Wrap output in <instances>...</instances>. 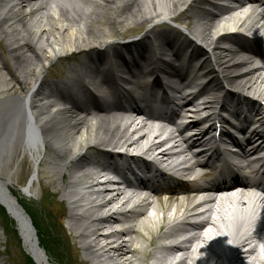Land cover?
<instances>
[{
    "label": "bare ground",
    "instance_id": "bare-ground-1",
    "mask_svg": "<svg viewBox=\"0 0 264 264\" xmlns=\"http://www.w3.org/2000/svg\"><path fill=\"white\" fill-rule=\"evenodd\" d=\"M74 1L81 2L80 6H66L57 0H0V45L4 38V48L8 55V59L0 56V65L3 67L2 71H5L0 72V122L3 126L0 144L4 145L3 148H8V144L15 139L19 144L20 153L28 151L31 156H36V160H39L41 165H49V178L55 187L52 192L59 195V201L67 204L65 208L67 227L71 237L76 240L77 250L81 254L79 264H136V254L143 253L145 257L148 253L147 247L154 244V238H157V227L169 223L173 224L158 238L175 244L155 246L165 254L157 259V264L166 262L168 258L166 256L176 251L182 254L177 264H231L249 256L253 258L249 264H264L259 258L260 249L256 244L250 245L251 242L256 241L264 248L262 231L264 219L259 222V229L251 232L253 235H248L247 231L241 232L246 220H251L249 216L247 218L249 213L253 215L255 211H259L264 218V209L255 207L256 201L239 202V206L233 209L231 215L240 214L241 217L234 218L233 225H236L233 226V232H235L231 236L228 235L230 246L225 252L222 238L209 233L207 240L205 233L197 232L204 231L207 225H212L210 219L192 224L191 228L196 232L181 238L187 232L181 220L194 216L192 210L197 207L198 199H194L192 194H184L182 199L171 196L163 202L158 199L153 202L137 197L134 201L135 205L125 213L114 211L116 204L120 207L129 200L120 191L107 200H103L101 198L103 195L99 192L93 199H86L85 190L92 187L91 181L95 178L92 168L95 165L109 168L110 163L108 162L112 160L110 158L108 161H103L104 158L99 160L100 156L98 159L89 157L90 151L87 150L117 149L123 146L134 150L142 148L147 154L158 150V153L153 154V159L170 160L168 163L172 166L180 165V169H177L178 173L192 175L193 179L197 180L200 171L194 168L199 165L198 159L187 162V158L183 155H186L190 149L201 152L203 145L195 141L191 143L195 145L193 148L179 147L178 141L183 139L179 129L181 127L173 126V130L168 131L166 138L172 141L174 139L176 146L174 147L173 144L165 148L163 144L166 140L161 139L159 135L162 127L154 126L149 119L151 115L133 106L103 109L100 105H94L92 109H87L82 104H76L73 101L71 103V98L69 100L63 94V91H69L72 95L77 94L79 97L80 92V95L86 98L87 93L85 92L90 93L92 89H96L105 98L110 97L112 90L106 83L105 75L100 72L93 73L95 69L91 66L94 67L106 60V63L117 72L118 79L122 80L120 75L131 78L132 67L138 66L140 62V68L145 69L151 65L157 71L151 68L148 72H142L138 69L140 71L137 72L138 77L151 76L152 81L147 85L135 83L133 84L134 89L144 92L163 89L167 94L179 95L182 89L180 79L193 77L185 85L190 89L180 94V100L176 97L170 99L176 106H180L179 102L186 101L193 94L189 86L195 85L201 88V96L198 99L204 98L201 105L206 112L211 104L216 106L222 99V108L229 104L230 106L235 105L232 108L239 112L236 117L244 115L243 119L251 118L253 116L246 115L248 107L240 102L246 100L236 97L224 88H218L217 85L220 81H224L225 86L230 88L236 86V89L252 93L253 97H259L264 101V48L260 51L253 50L255 53L248 52L241 42L240 34H236L242 31L264 32V0H232L235 6L222 8L216 14L198 7L201 4L206 5L208 0ZM110 6L115 9V14L112 16L107 14L103 8L106 7L109 10ZM169 19L184 20L182 24L185 36L179 30L178 33L186 40L178 35L163 36V33L155 28L157 23ZM101 24L108 29L103 30ZM94 25L99 28L95 29ZM144 25L148 29L139 42L120 46L112 41L113 38L129 34L134 28ZM229 31H235V34H228ZM188 34L193 35L202 44L201 47L194 48L198 53H202L198 58L204 62L203 68L199 71L201 77L198 79L203 78L205 82L202 83H197L194 79L195 66H192L187 74L178 72V80L172 79L176 77L172 72L173 67L169 63L164 64V54H168L173 60L179 57V52L172 51L173 45L181 47V55L183 51H188L187 43H190ZM170 36L174 37L171 39ZM151 43L154 49L158 48L152 59L146 58L148 55L145 53L146 49H150ZM222 43L234 46L222 49L220 47ZM132 48L139 50L143 48L138 51V62L132 56L127 62L118 52L122 49L132 55ZM248 48L252 46L248 45ZM194 50L188 52L186 58H192ZM170 51L172 52L168 53ZM74 53L78 54L74 64L59 69L54 74L59 81L50 82L43 76L56 61L72 57ZM86 53L95 56L91 57ZM93 61L95 62L92 65ZM6 72L15 86L6 85L4 78ZM171 79L174 84L169 83ZM77 82L80 83L81 88ZM29 84H32L33 88L28 95ZM16 90L26 93L25 99L15 95ZM152 92H149V95ZM221 92H224L222 97L217 95ZM47 98L53 99L51 102L41 103ZM248 100L251 101V99ZM4 101H7L8 105H4L7 103L2 104ZM261 109L258 105L257 112ZM130 111L135 112V116L143 115L147 118L135 121V117L127 115L131 113ZM211 115L212 112L206 117L209 118ZM184 120L183 126L190 125L188 120L194 121L191 118ZM193 123V126L188 128L190 135L186 138L187 141L194 138L201 139L199 124ZM208 129H211V126ZM237 132L242 131L239 129ZM164 133L165 129L162 134ZM244 134L246 133H241V135ZM246 141L249 142V139ZM143 144L144 148L141 146ZM3 148H0V154ZM40 150L44 152L43 158L39 156ZM179 156L182 157L177 161ZM125 160L139 162L131 158H125ZM174 160L177 162H172ZM1 161L2 158H0ZM117 168L122 169V167ZM4 177L5 171L0 169V209L2 207L6 214L5 216L0 210V216H4L14 231L17 230L25 253L35 264H54L49 261L45 251L39 246L31 220L14 194L12 177ZM16 184L20 182L16 180ZM33 185V179H30L22 187L23 195L29 193ZM228 196L232 199L231 195ZM210 204L211 206L216 204L217 213L223 212L221 201L212 199ZM107 209L113 210V213L107 216L101 213ZM150 209L153 212L152 215L148 214ZM122 222H132V224L112 231L107 236L102 237L99 233L105 228L103 225L121 224ZM0 224H2L1 220ZM139 224L143 229L145 227L148 230L147 237L139 235ZM8 230L10 233L13 232L9 227ZM138 235L142 242L140 246L135 245V236ZM120 237L125 239H120ZM180 243L184 245H179ZM192 244L206 246V252L196 250L197 246L195 249L192 248ZM1 245L4 248L0 251V264H8L13 261L12 258L10 259L13 249H9L10 245L6 240L3 242L0 240ZM262 252L264 253V250Z\"/></svg>",
    "mask_w": 264,
    "mask_h": 264
},
{
    "label": "rangeland",
    "instance_id": "rangeland-1",
    "mask_svg": "<svg viewBox=\"0 0 264 264\" xmlns=\"http://www.w3.org/2000/svg\"><path fill=\"white\" fill-rule=\"evenodd\" d=\"M60 4L64 5H80L78 2H74L72 0H57ZM105 8V7H104ZM112 11H107V14H111ZM102 29L104 30V25L101 24ZM95 29H98L99 27L97 25H94ZM147 27L144 26H138L137 28H134L130 31V33L135 32H143ZM108 28H106L107 30ZM127 35V34H126ZM118 37H115V39ZM4 40V38L2 39ZM5 43L3 42L1 44V49L3 52L2 57L5 59H8V55L6 53V50L4 48ZM46 75V74H44ZM45 77V76H44ZM47 80H49V77H46ZM52 81V80H50ZM7 103V101H4L2 104ZM1 104V105H2ZM4 105H8L4 104ZM3 105V107H5ZM3 126L0 122V134L2 132ZM4 145L0 144V148H3ZM6 148V150H4ZM3 148V151L0 154V158H2V161L0 164V169L4 170L5 173L11 174L14 172V175L12 177L13 183H16V180L20 182L19 185H23L28 177L34 173V187L35 190L39 191L34 193L35 200H28L25 199L19 194L17 191V188L15 190V195L19 201V204L31 215L33 216V224L35 226V230L37 231L38 238L40 239L41 245L44 247V250L48 254V256L51 259V262L54 264H77L78 261L81 260V254L78 252L76 243L73 240V238L70 235V232L68 231L67 224H66V216H65V204L60 200L59 195L55 194L54 191L55 187L53 186L49 174H48V167L49 165H38V167L35 168L37 162L36 156L29 157L27 153H24L21 162L18 164V161L20 160L19 154V145L15 139H13L10 144H8V148ZM131 148V147H130ZM42 155V151H40V155ZM45 158V157H44ZM11 159H13V162H11ZM8 162V163H7ZM36 162V163H35ZM46 187V189H44ZM39 195V196H38ZM46 196H53V198L56 202V204H52L50 207V202H47L45 197ZM31 204V205H29ZM62 204V205H61ZM0 220L2 221V224H0V240L8 241V247L9 249L12 248V258L13 261H10L8 264H32L28 259L25 257V254L22 252V246L18 240L17 233L13 230V228L3 219V215L0 216ZM8 227L13 230L12 233L9 232ZM3 228V229H2ZM70 238L68 239L67 238ZM4 248L3 245L0 246V251H2ZM139 260V263H141L142 258L137 257Z\"/></svg>",
    "mask_w": 264,
    "mask_h": 264
}]
</instances>
